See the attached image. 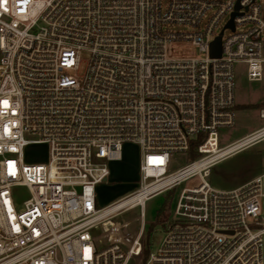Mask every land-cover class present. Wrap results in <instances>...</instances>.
<instances>
[{
    "label": "built area",
    "instance_id": "built-area-1",
    "mask_svg": "<svg viewBox=\"0 0 264 264\" xmlns=\"http://www.w3.org/2000/svg\"><path fill=\"white\" fill-rule=\"evenodd\" d=\"M178 40L201 56L167 57ZM236 62L260 78L264 0H0V264H131L143 253L146 202L194 176L201 182L180 191L144 264H264V171L228 190L204 179L264 139L252 136L262 126L219 145V129L235 122ZM127 143L140 152L136 187L97 206L96 187ZM190 149L199 156L169 171ZM133 208L135 234L109 229Z\"/></svg>",
    "mask_w": 264,
    "mask_h": 264
},
{
    "label": "rangeland",
    "instance_id": "rangeland-1",
    "mask_svg": "<svg viewBox=\"0 0 264 264\" xmlns=\"http://www.w3.org/2000/svg\"><path fill=\"white\" fill-rule=\"evenodd\" d=\"M174 32L187 30L185 27L174 25L170 27ZM226 34L228 31L225 32ZM166 55L171 59H183L200 57L198 48L188 40L169 41L166 43ZM78 70L72 72L75 75H82L85 71L89 53L80 52ZM234 77V99L236 103L235 122L231 127L219 129V145L238 139L239 137L264 126V118L259 113L264 108V63L261 66V74L258 80H248L246 76V64L236 62L233 65ZM37 161H46L47 150ZM264 139L241 150L233 155L224 158L222 161L213 165L209 174L204 176L211 186L217 189H232L250 180L255 175L264 171ZM199 155L191 149L187 153H178L171 156L169 171H174L185 163L197 158ZM140 152L136 145L127 143L123 147V156L120 161L109 163V175L107 181L98 184L96 187L97 206H104L134 190L138 178V162ZM201 182L199 176H194L181 182L169 192L149 199L144 208V229L142 241L145 245L146 233L148 238L146 243L147 255L132 260L131 264H144L149 254L153 252L164 231V223H156L157 212L163 209L170 217L175 208L177 197L183 188H192ZM18 197L23 200L26 198V190L23 187L17 188ZM165 207L164 208L162 207ZM163 215V214H162ZM162 215L160 218H162ZM164 217V216H163ZM166 218V219H167ZM163 219V218H162ZM112 225L107 224L109 229L122 226L120 234H135L141 223V213L138 208H133L110 219ZM165 222V221H164ZM151 225V227H150Z\"/></svg>",
    "mask_w": 264,
    "mask_h": 264
},
{
    "label": "water",
    "instance_id": "water-1",
    "mask_svg": "<svg viewBox=\"0 0 264 264\" xmlns=\"http://www.w3.org/2000/svg\"><path fill=\"white\" fill-rule=\"evenodd\" d=\"M236 9L238 8V4H236ZM236 14V12H233L231 14L230 20L227 22L226 27H229L231 30L234 29V24L232 21L233 16ZM221 34L222 31H220L219 35H217L209 44V55L211 57H220L221 55ZM105 181V179H104Z\"/></svg>",
    "mask_w": 264,
    "mask_h": 264
},
{
    "label": "bare ground",
    "instance_id": "bare-ground-1",
    "mask_svg": "<svg viewBox=\"0 0 264 264\" xmlns=\"http://www.w3.org/2000/svg\"><path fill=\"white\" fill-rule=\"evenodd\" d=\"M262 133H264V128H262L260 130H256L255 133H253L254 135H252V136L258 137V136L262 135ZM243 142H244V139H239V140L235 141L233 145L226 146V147L222 148L220 150L219 154L224 155V154L228 153L229 151H231L233 149V147L242 145ZM108 210H111V209H108ZM106 212H108V211H106ZM116 226L118 229L117 230L113 229V230L116 231L117 233H119V229H121L122 226H118V224Z\"/></svg>",
    "mask_w": 264,
    "mask_h": 264
},
{
    "label": "trees",
    "instance_id": "trees-1",
    "mask_svg": "<svg viewBox=\"0 0 264 264\" xmlns=\"http://www.w3.org/2000/svg\"><path fill=\"white\" fill-rule=\"evenodd\" d=\"M191 150V149H190ZM170 191V190H169ZM168 191V192H169ZM167 193V192H166ZM162 208H164V210H165V207L163 206ZM163 214V215H162ZM162 215V218H160V216ZM164 216V217H163ZM166 218H167V213H164V211H163V209H161V210H159L158 212H157V215H156V223H164V221L166 220ZM150 227H151V225H150ZM145 231H146V229H144V232H143V235H144V237H145ZM147 238H148V233H146V241H144L145 242V245H144V243H143V254L144 255H147L148 254V251H147V249H146V243H148L147 242Z\"/></svg>",
    "mask_w": 264,
    "mask_h": 264
},
{
    "label": "snow or ice",
    "instance_id": "snow-or-ice-1",
    "mask_svg": "<svg viewBox=\"0 0 264 264\" xmlns=\"http://www.w3.org/2000/svg\"><path fill=\"white\" fill-rule=\"evenodd\" d=\"M0 104H3L4 106H7V102L6 101H0Z\"/></svg>",
    "mask_w": 264,
    "mask_h": 264
},
{
    "label": "crops",
    "instance_id": "crops-1",
    "mask_svg": "<svg viewBox=\"0 0 264 264\" xmlns=\"http://www.w3.org/2000/svg\"><path fill=\"white\" fill-rule=\"evenodd\" d=\"M236 153H237V152H236ZM221 161H222V160H221ZM219 162H220V161H219ZM219 162H217V163H219ZM217 163H216V164H217ZM216 164H214V165H216ZM210 169H211V166H210L209 169H208V174H209V170H210ZM208 174H207V175H208ZM242 184H243V183H242ZM240 185H241V184H240Z\"/></svg>",
    "mask_w": 264,
    "mask_h": 264
}]
</instances>
